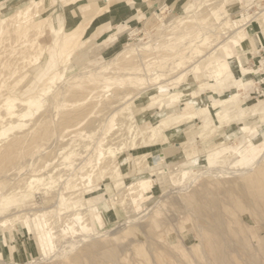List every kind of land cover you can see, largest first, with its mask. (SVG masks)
<instances>
[{
  "label": "rangeland",
  "instance_id": "rangeland-1",
  "mask_svg": "<svg viewBox=\"0 0 264 264\" xmlns=\"http://www.w3.org/2000/svg\"><path fill=\"white\" fill-rule=\"evenodd\" d=\"M26 1L0 0V102L22 110L19 101L40 95L42 107L24 119L0 110V264H264V127L251 117L257 131H241L232 109L207 131L201 119L174 121L237 92V109L264 99V0H144L121 33L92 9L124 0H48L19 15ZM168 2L151 29L149 8ZM77 26L65 66L62 37ZM238 26L248 40L229 65L240 78L241 59L262 80L199 90L215 83L209 54ZM127 46L128 58H117ZM182 73L178 86L167 83ZM177 89L198 97L172 103ZM215 149L224 151L207 157ZM182 170L190 174L179 178Z\"/></svg>",
  "mask_w": 264,
  "mask_h": 264
},
{
  "label": "bare ground",
  "instance_id": "bare-ground-1",
  "mask_svg": "<svg viewBox=\"0 0 264 264\" xmlns=\"http://www.w3.org/2000/svg\"><path fill=\"white\" fill-rule=\"evenodd\" d=\"M47 1L48 0H31L28 3L26 1V3L24 5H22L20 8H18L19 15L21 13H24L25 15H32V14H29V13L32 11L33 8H38L40 5H43ZM73 1H77V0H73ZM70 5H72V4H70ZM192 5L188 6V8L186 10H184V12L190 11L191 8H192ZM90 6H91L90 4L89 5H84L85 8H88ZM120 6L121 5H117L116 7L107 6L108 10H107L106 7L97 8L96 11H93V9H92V12L94 13L93 16L95 18L97 15L103 14L104 12H106L109 15L113 16L115 19L117 17L120 18L125 13L130 11V8H126V7L125 8H120ZM131 6L133 7V5H131ZM168 9H169V4L164 5L163 7L159 8L157 10V17L152 21V28L151 29H154L155 27L158 26V24L161 22V17H162L161 15L164 14ZM136 13H137V11H136ZM27 17H29V16H27ZM34 17L38 18V19L40 18V16H37V15H34ZM56 21H58L57 17L55 18V20L53 22V30H54L56 35H59L62 32L63 29H62L61 25L59 27H57ZM59 21H60V19H59ZM40 23L41 22H39V24ZM233 24H238V23L237 22H233ZM243 31H244V26H238V28H236V30H234L233 35L232 36H228L229 39L226 40V44L220 45L221 53L219 55L214 56L215 51H214V53L209 54V57H211V59H212L208 63V67L210 69V77L213 78L212 81L215 82V83H213V84L212 83H202L201 85H199V90H202V89H205V88L206 89H216V88L226 89V87H231V86L234 87L235 86V87H237V91H238V88H241V87L243 88V87H245L247 85V82H245V81H246V78L249 77V75H255L257 79H259L260 81L262 80L259 72L245 68L243 66L241 60H238L237 69H236V70H238L241 73V77L240 78H236L235 77V70H233L232 67L229 65V60L233 57V50L234 49L243 50L242 42L246 38L245 37L246 35L244 33H242ZM138 33H139V30H135L134 29V31L131 32L132 38L137 37L139 35ZM82 35H83V28H81V26H77L76 28H74V30L72 32L66 33V34L63 35L61 42L63 43V47H62L63 51L62 52L66 56L65 61H64V65L65 66H67V64L70 61V59H69L70 51L81 41ZM131 50H133V48L127 46L126 48H124L123 50L118 52L117 54L115 53L116 57L119 58V59L128 58V55L131 53ZM111 51H113V49L110 50V52ZM55 67H56L55 55L54 54H50L48 56V68L49 69H53ZM193 69H196V66L193 67ZM190 71L191 70H189L188 72H190ZM183 75L184 74L182 73V74L178 75L175 79L170 80L167 83H169V85H175V87H176V86H178L179 81L181 80ZM51 80H54V79H51ZM242 83L243 84L245 83V84L243 85ZM33 87H34V85H32L31 88H33ZM49 88H50V86L48 85V86L44 87L41 90V92L42 93H47ZM52 90H53V88L51 89V91ZM199 90H195L189 95V94L184 93L183 91H180V90L177 89L174 93L169 94V97L167 99H169L172 103H179L181 100H183L186 97L196 99L198 97V91ZM238 95L239 94L237 92V93H234L233 96H231L230 98H227V99L219 101V102L215 101V102H213L210 105V107L204 108V109H199V111L196 112V113H187V114H184V115L177 116V117L174 118V121L180 122V121H184V120L188 121V120H193V119H201L202 122H203L202 127L204 128L205 131H207L213 125L215 120L220 125H222L226 120H229L230 119L229 110L232 109V110L235 111L236 115L241 117L240 121H244V123H245V127H243L241 129V131L247 132V131L250 130V132H254V131H257L256 128L257 129L258 128L261 129L262 127H264V99L263 100H258V102L253 103V104L248 105V106H245V107H243L241 109H237L236 106H237V97H238ZM39 99H40V95H36V96H33V97H29V98H27L25 100L19 101L18 102V104H19L18 107L21 106V107H23V109L22 110H18L17 109V105H16V101L7 98V99L3 100L2 102H0V110H4L6 112V116L9 119H14V118L24 119V118H27V117H30V116L34 115V113H35V111H33L34 107H37L36 109L39 112V109L42 107V104H41ZM161 100H165V99H161ZM156 101H153V103H156ZM167 102H168V100H167ZM36 109H34V110H36ZM211 109H214L215 112H216L213 115V117H214L213 119L210 117ZM189 112H191V111H189ZM251 117H254L255 120H259V123L257 124V127L255 128V130L253 129V127H250L251 123L250 124H246V121L249 118H251ZM12 121H14V120H12ZM3 122H4V118H0V125H2ZM168 123H169L168 121L164 122L163 125L164 126H168ZM215 126H218V125L215 124ZM13 128L14 127H12V129ZM8 131H9V129H5L4 128L3 132L1 133V135H6ZM200 135H201V137H203L205 135V133L204 132L203 133L200 132ZM164 139H165V137H164ZM223 151L224 150H217V149L209 151V154L207 155V157H213V156L214 157H218V156H220L223 153ZM238 153L239 152H237V154ZM199 162H201V160L196 161L195 163L197 164ZM189 174H190V172H188V171L186 172L184 170H182V172L181 171L177 172V175L179 176V178H185ZM33 181L34 182L35 181L36 182H41L42 179H35ZM256 181H257L256 179H249L247 181V184L250 187H253V186L256 185V183H257ZM138 182H139V184H141V181H138ZM29 186H33V185H29ZM134 203H136L135 200L133 201L132 204H134ZM96 208H98L97 209L98 211L101 209L100 206H98ZM102 256H104V255H102ZM107 256L108 257H113L114 254L113 253H108ZM255 257H257V256L255 255ZM223 263L226 264V261L223 262Z\"/></svg>",
  "mask_w": 264,
  "mask_h": 264
},
{
  "label": "crops",
  "instance_id": "crops-1",
  "mask_svg": "<svg viewBox=\"0 0 264 264\" xmlns=\"http://www.w3.org/2000/svg\"><path fill=\"white\" fill-rule=\"evenodd\" d=\"M171 4V2H168V4ZM117 5H121L120 6V8H130V11L129 12H127V13H125L122 17H117L116 19L113 17V16H111V15H109V17L107 18L108 20H107V22L106 23H111V22H117V27H116V29L118 30V31H120V33L121 32H123L124 30H126V29H128V28H130V27H135L136 26V24L138 23L137 22V18H138V16H139V14L140 13H143V11H144V9L146 10V4H145V2H144V0H124V1H120L119 2V4H117ZM117 5H115V6H117ZM131 5H133V7L131 6ZM115 6H113V7H115ZM160 5L159 4H153V5H151V7L149 8V11L152 13V11H157L158 9V7H159ZM164 6V5H163ZM162 6V7H163ZM143 10V11H142ZM136 11H137V13H136ZM124 17V18H123ZM120 21V22H119ZM121 23V24H120ZM245 25V24H244ZM110 28V26H109V24H108V26H107V29H109ZM119 34V33H118ZM118 36V35H117ZM117 36H115V38L117 37ZM119 37H121V35H119ZM248 40V37L246 36V38H245V40H243V43H242V45L246 42ZM86 42V41H85ZM115 45H119V43H116ZM114 45V46H115ZM113 47V46H112ZM111 47V48H112ZM244 47V46H243ZM111 48H109L110 50H111ZM108 49V50H109ZM108 50L106 51V53L108 52ZM105 53V54H106ZM258 53V52H257ZM241 60V59H240ZM242 62V61H241ZM237 63H238V61H237ZM252 78H255V76L254 75H252V76H250V79H252ZM251 82V81H250Z\"/></svg>",
  "mask_w": 264,
  "mask_h": 264
}]
</instances>
